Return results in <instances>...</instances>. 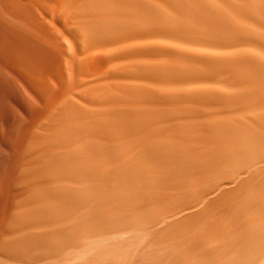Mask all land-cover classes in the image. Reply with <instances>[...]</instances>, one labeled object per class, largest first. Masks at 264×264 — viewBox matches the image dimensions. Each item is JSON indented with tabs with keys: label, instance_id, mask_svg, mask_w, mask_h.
Wrapping results in <instances>:
<instances>
[{
	"label": "bare ground",
	"instance_id": "1",
	"mask_svg": "<svg viewBox=\"0 0 264 264\" xmlns=\"http://www.w3.org/2000/svg\"><path fill=\"white\" fill-rule=\"evenodd\" d=\"M0 264H264V0H0Z\"/></svg>",
	"mask_w": 264,
	"mask_h": 264
}]
</instances>
